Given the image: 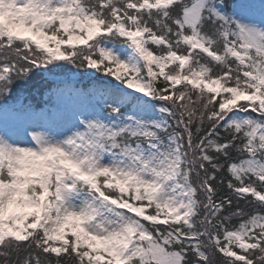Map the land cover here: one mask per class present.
I'll return each mask as SVG.
<instances>
[{"label":"snow or ice","instance_id":"1","mask_svg":"<svg viewBox=\"0 0 264 264\" xmlns=\"http://www.w3.org/2000/svg\"><path fill=\"white\" fill-rule=\"evenodd\" d=\"M0 264H264V0H0Z\"/></svg>","mask_w":264,"mask_h":264}]
</instances>
